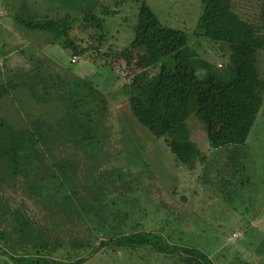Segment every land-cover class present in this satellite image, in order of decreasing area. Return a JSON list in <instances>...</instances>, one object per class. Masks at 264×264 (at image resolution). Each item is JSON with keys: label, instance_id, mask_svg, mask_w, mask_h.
<instances>
[{"label": "trees", "instance_id": "obj_1", "mask_svg": "<svg viewBox=\"0 0 264 264\" xmlns=\"http://www.w3.org/2000/svg\"><path fill=\"white\" fill-rule=\"evenodd\" d=\"M50 1L28 3L36 16H13L26 29L51 33L45 47L70 51L69 63L50 52V59L27 56L29 66L18 72L7 54L0 64V250L15 264H89L107 246L182 252L185 264H215L199 249L145 230L143 219L163 209L166 225L191 224L190 192L177 193L178 167L167 156L197 172L194 182H216L231 171L226 154L247 143L264 101V0L249 1L255 18L241 11L243 0H202L197 50L145 0L126 47L111 18L118 10L107 8L113 0ZM204 41L229 52L224 67L200 50ZM26 43L20 54L28 52ZM81 56L130 79L123 86L129 122L151 145L130 137L128 155L119 157L111 121L118 90L77 75L73 58ZM198 128L207 133L204 151ZM162 189L176 198L165 201Z\"/></svg>", "mask_w": 264, "mask_h": 264}, {"label": "rangeland", "instance_id": "obj_2", "mask_svg": "<svg viewBox=\"0 0 264 264\" xmlns=\"http://www.w3.org/2000/svg\"><path fill=\"white\" fill-rule=\"evenodd\" d=\"M34 1L27 0V4H25L24 0H0V64L3 63V54H7L8 59L10 58L9 68L11 67L10 70L14 72L26 68L25 64L29 66L30 62L27 56L31 54L44 60L50 59L47 53L52 52L54 58L62 59V61L68 60L69 63L70 51L64 50L59 45L45 47L44 40L52 38L51 33L33 32L26 29L23 23L15 21L14 13L22 17L36 16L37 13L29 11L30 8H28L30 7L28 3ZM145 1L163 24L185 31L189 38V45L197 50L200 39L196 36L195 31L202 14V0ZM249 1L241 2V11L247 16L251 17L252 15V18H255L256 11L249 7ZM56 2L57 0H52L50 4L55 5ZM46 4L47 2H44V6ZM139 6L140 0H113L107 5L108 9L118 10L111 18L118 22L122 35L121 47H126L133 37V27L138 20ZM37 11H40L42 17L43 10L39 8ZM24 31H27L26 34ZM25 43L30 49L28 48L25 55L20 54L18 50ZM17 47L18 49H16ZM202 47L205 48L202 51L204 55L215 60L219 67H224V60L229 61V52L219 49L214 44L204 41L203 44L200 43V50ZM75 60L77 63L72 67L77 75L89 77L102 90H118L111 98L113 100L111 121L116 131L114 138L119 142L118 144H122V146L120 145L122 153L119 157L124 154L128 155L125 140L130 137L137 141L139 139L141 143H146L148 146L151 145L147 143V134L140 130L135 122H129L131 119L127 102L129 93L123 89V86H125V81L130 82V79L125 78V75L119 72L112 73L99 63L94 64L85 56L76 57ZM53 69L61 73L59 67H53ZM202 130L199 129L196 133V139L199 148L204 151L205 144L200 142H205L206 136L208 143V138L205 129ZM165 152L170 154V149ZM219 155H221V159L225 157L221 152ZM167 157L172 169L174 164L176 168L178 167V176L174 178V182H176L174 185L179 184L177 193L182 194L186 191L192 193H188L191 202L190 210L186 213L191 224L188 226L172 222L166 225V211L152 209L148 218L143 219L145 230H158L156 232L165 237L169 235L168 241L171 244L199 249L205 252L215 264H264V101L247 143L239 145L237 149H231L226 154L225 165L228 164L226 162H230L231 171H225L219 180L216 179V182H194L198 175L197 172L186 169L182 164H177L172 155ZM145 181L157 182L151 178H147ZM152 190L155 191V189ZM169 190L162 189L161 192L167 202L175 197ZM154 195H152L154 196L152 199L156 202L158 198L156 194ZM142 200L144 201L145 197H142ZM152 203L149 205H155ZM172 204L173 202L169 203L171 206ZM170 207L165 210H169ZM162 217H165L164 220ZM147 249L146 247L137 249L118 247L115 249L114 246H107L95 253L89 264H185L182 252L181 254L147 252ZM13 260L9 253L0 250V264H15ZM193 260L196 261V264H204L199 260Z\"/></svg>", "mask_w": 264, "mask_h": 264}, {"label": "built area", "instance_id": "obj_3", "mask_svg": "<svg viewBox=\"0 0 264 264\" xmlns=\"http://www.w3.org/2000/svg\"><path fill=\"white\" fill-rule=\"evenodd\" d=\"M75 59H76V58L74 57V58H73V61H75Z\"/></svg>", "mask_w": 264, "mask_h": 264}]
</instances>
